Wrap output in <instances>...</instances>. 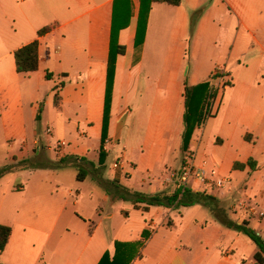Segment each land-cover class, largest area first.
Wrapping results in <instances>:
<instances>
[{
    "label": "crops",
    "instance_id": "obj_1",
    "mask_svg": "<svg viewBox=\"0 0 264 264\" xmlns=\"http://www.w3.org/2000/svg\"><path fill=\"white\" fill-rule=\"evenodd\" d=\"M114 1L0 0V137L20 140L22 153L28 151L30 139L33 151L36 149L39 155L43 151L45 156L46 150L56 149L59 141L68 143L58 153L59 162L68 159L64 164L54 170L26 171L23 183L6 192L5 198L20 195L26 201L27 211L19 228L9 221L0 222L12 227L9 245L0 252V261L3 264H99L106 253L113 259L117 242L142 241L140 254L131 264H255L239 251L245 244L251 247L254 257L257 246L251 240L253 246L245 242L241 233L222 226L212 213L199 217V213L187 212L188 208L132 204L134 212L124 208L120 212L126 216L124 227L128 223L136 226L119 231L113 225L104 228L103 220L111 221L118 213L110 208L113 199L105 187L114 183L132 189L135 172L144 176L143 184L150 182L153 193H146L150 196L167 191L171 195L179 190L177 176L188 156L194 158L195 166L204 170L209 179L211 187L203 186L207 190L204 192L210 195L215 183L228 182V179L217 182L213 171L197 164L192 152L193 145L199 151L207 126L195 130L189 153L181 157L177 167L165 163L170 137L178 139L179 151L185 155L180 149L185 82L190 86L199 84L190 82L187 56L195 55L197 49L192 36L196 30L200 34L206 29H217L218 20L225 18L220 9L214 16L210 6L204 8L196 22L193 15L206 6L205 0H183L177 7L154 4L137 60L135 38L140 2L130 0L132 17L129 26L118 36L125 54L116 59L108 135L103 144L105 169H99V176L89 172L84 181L78 180L79 168L99 167ZM223 5L235 16L237 38L246 35L254 44L246 55L247 65L240 66L247 77L236 97L223 103L234 89L233 83L223 91L216 86L209 90L217 93L211 118L221 127L215 134L223 137L219 138L221 147L232 150L228 151L229 168L239 172L234 170L237 150H254L264 143V0L255 4L250 0H227ZM47 26H52V31L39 36V31ZM36 40L39 41L38 71L28 76L18 74L16 50ZM221 63L215 70L224 67L228 70V60ZM214 71L210 72V80ZM248 135L250 141L245 140ZM91 138L96 140L95 154L89 148ZM128 150L139 156L129 158ZM22 158V155L13 156L16 162ZM120 158L123 168L115 170L113 165ZM250 158L239 163L246 164ZM255 161L257 170L253 172L246 167L244 172L254 175L259 169V162ZM164 164L161 179L146 177ZM6 178L0 179V187ZM87 184L91 189L90 200L85 203L82 187ZM191 186L195 188L198 183L192 182ZM254 200L239 202V212H233V221L238 224L248 221L264 239V228L261 229L264 213L256 214ZM144 231L150 233L146 240L142 237Z\"/></svg>",
    "mask_w": 264,
    "mask_h": 264
},
{
    "label": "rangeland",
    "instance_id": "obj_2",
    "mask_svg": "<svg viewBox=\"0 0 264 264\" xmlns=\"http://www.w3.org/2000/svg\"><path fill=\"white\" fill-rule=\"evenodd\" d=\"M206 6L198 9L194 13V20L197 22L204 13L205 7H210V12L214 14L217 13V10H222L225 14V18L223 20H218L217 29H206L199 34L197 30L194 32L195 35L192 36V42H196V53L188 54L187 60L189 61L190 70H191V78L190 82L203 84H209V90L211 86H216L217 90H222L223 88L228 87L229 85L234 84V89L230 91L229 95H226L223 103L231 102L237 95L238 90L241 88L242 83L244 84L245 78L247 77L244 74L242 67L243 65H247L246 61L249 59L247 55L248 51H252L253 40L250 37H239L237 38V33L234 28V14L228 13L226 9V5H223V2L227 0H205ZM252 4L258 0H250ZM209 5V6H208ZM219 10V11H220ZM264 15V14H263ZM193 32V27H192ZM252 57L254 53L250 54ZM228 60L227 67L228 70L224 67L221 70H215L217 67L222 66V61ZM187 61V62H188ZM215 70V71H214ZM214 71L211 74V79H209L210 72ZM231 73V74H230ZM260 73V72H259ZM256 78H260V74L256 75ZM218 80V82H216ZM212 92H216L213 90ZM204 110V107H203ZM207 118L204 127L207 126L205 133L203 134L202 143H200L199 151L197 150V145H193L192 152L196 157L197 164L205 165L207 170L213 171V175L215 176L217 182L223 181L224 179H228L227 184L220 182L221 185L214 184L213 191H210V195L217 198L220 202L221 208H223V212L226 213L227 218L234 222V214L233 212H239L238 203L241 201H247L252 198L254 202L252 203L254 209L256 210V214L260 215L264 213V143H261L254 150L246 149V150H237L236 159L238 162L247 161L248 158L252 157L253 159L259 162V169L253 175H249L247 172L239 171L232 172L229 168V153L231 150L228 147H221L219 144V138L221 136H216L215 133L220 131V125H217L212 117ZM217 125V126H216ZM183 126V123H182ZM176 138L170 137L169 143V152L166 155L165 163L169 166L177 167L178 162L181 161L182 158H185L187 154L181 155ZM89 148L91 153L95 154L98 152L96 148V140L94 138L90 139ZM218 142V143H217ZM29 148L27 152L22 153L20 140L16 139H1L0 137V171L7 168V166H12L13 170L5 174L7 178L3 181V185L0 187V222L9 221L10 223L16 224V227H20L21 219H24L26 215V201L22 199V197L18 194L16 195H8L5 198V194L7 191L12 189L13 187H17V184L23 183L24 181V172L34 170H54L55 165L59 162V154L61 153L59 149H55L51 147L46 150V156L43 151L41 154H36L33 151V144L30 139H28ZM232 151V150H231ZM14 155H22V159L19 162L14 161ZM129 158H136L139 156L137 152H130L128 150ZM94 157V155H93ZM182 157V158H181ZM112 160H110V163ZM164 166L158 165L156 170L146 177L153 179H161L163 177V171L165 170ZM87 169H90L89 165H86ZM105 173V172H104ZM4 177V176H3ZM142 176L139 172H135L132 177V189L127 187H119V190L116 187L107 188L106 192L113 199V204L110 208H114V211L118 210V213L115 219L103 220L104 228L106 226L113 225L116 228V231H119L124 227V219L126 216L124 213H121V209H127L130 212H134L132 208V204H134L135 197H130L128 194L132 193H153V190L150 188V182L146 184L142 183ZM92 178V177H91ZM155 186L158 184L152 183ZM115 186V185H114ZM115 188L117 192H120L122 196L126 199H118L115 197ZM84 193V201L85 203L90 200L89 198V185H85L82 187ZM98 191V190H97ZM207 190L201 189L199 192H204ZM167 194L170 192L167 191ZM134 196V195H133ZM117 208V209H116ZM188 208L187 212H191L193 214H198L199 217L205 214L212 213L211 210L203 205H196L190 207H182ZM24 209V210H23ZM23 210V212H22ZM248 211V209H246ZM250 213V212H249ZM141 216L143 213H137ZM145 215V214H143ZM213 218L224 226L212 213ZM174 217V215H172ZM134 218V217H133ZM129 226H136L135 224ZM226 227V226H225ZM264 228V222L261 229ZM239 233V232H238ZM263 233V232H262ZM241 237L248 244L253 246V243L249 241L250 239L244 235L240 234ZM264 237V234H262ZM228 241H226L227 245ZM249 245V246H250ZM255 246V245H254ZM240 255L244 254V258H248L249 261H254V257L252 256L251 247H248L245 244H242L239 251ZM246 258V259H247Z\"/></svg>",
    "mask_w": 264,
    "mask_h": 264
},
{
    "label": "trees",
    "instance_id": "obj_3",
    "mask_svg": "<svg viewBox=\"0 0 264 264\" xmlns=\"http://www.w3.org/2000/svg\"><path fill=\"white\" fill-rule=\"evenodd\" d=\"M183 0H139L140 8L138 13L137 31L135 38V48L137 51V58L142 51V47L145 42L149 16L154 4H164L168 6H180ZM132 8L130 0H115L113 6L112 16V35H111V52L108 61V78H107V90H106V102H105V114L104 124L102 132V147L100 152L99 167L92 165V170L85 168L78 169V180L84 181L89 172L99 176L101 173L99 169H105L106 154L103 150V144L105 143L108 135V126L110 120V108L112 102V91L115 76V65L118 56L125 54V48L119 46L118 36L119 33L129 26V21L132 17ZM53 29L52 26H47L39 31L38 35L43 36ZM16 71L18 74L30 75L35 73L39 69V41L36 40L15 52ZM232 87V85H229ZM217 93L209 91V84L203 83L195 86H190L185 82V113H184V131L182 134L181 152L184 154L189 153L190 142L196 129L203 127L206 119L204 118L203 107L209 102L214 101ZM41 112V109H40ZM39 120V116H38ZM245 140L250 141L251 136H245ZM189 155V154H188ZM68 159L61 160L55 166L59 167L64 164ZM55 167V168H56ZM246 167H249L251 171H256L258 163L250 158L246 164L235 163L234 170L244 171ZM12 168H6L0 171V179L8 172H11ZM115 185V186H114ZM111 187H116L119 190L117 184L111 183ZM108 186L105 187L107 189ZM115 188V198L126 199L124 196L117 192ZM131 198L135 197L134 204H145L148 207H165L172 209H180L182 207H192L196 205H203L211 210L215 217L227 228L235 230L239 233L246 235L256 246L257 252L254 256L255 264H264V239L257 234L249 226L248 221H244L242 224H238L230 221L226 213L221 208L220 201L214 196L209 195L206 192H196L189 188H181L174 194L160 193L157 195H146L143 193H130ZM134 195V196H133ZM150 233L148 231L143 232V239H148ZM12 236V227L0 224V252H4L9 245L10 238ZM144 242L135 243H123L117 242L115 244V255L110 260L109 253H106L99 264H131L132 261L140 254V249L143 247ZM0 264H3L0 261Z\"/></svg>",
    "mask_w": 264,
    "mask_h": 264
},
{
    "label": "built area",
    "instance_id": "obj_4",
    "mask_svg": "<svg viewBox=\"0 0 264 264\" xmlns=\"http://www.w3.org/2000/svg\"><path fill=\"white\" fill-rule=\"evenodd\" d=\"M212 100L209 101L204 106V118L207 119L212 116ZM68 147V143L65 141H59L56 145V148L60 151L64 150ZM113 168L115 170L123 168V161L122 158H120L114 165ZM197 182V187H192L191 183ZM218 185H221V183H218ZM177 186L179 189L181 188H189L194 189V191L199 192L203 186L207 187L210 186L209 179L206 177L205 171L202 169H198L195 166L194 158L192 156H188L185 159V162L182 166V169L180 170L178 176H177Z\"/></svg>",
    "mask_w": 264,
    "mask_h": 264
}]
</instances>
